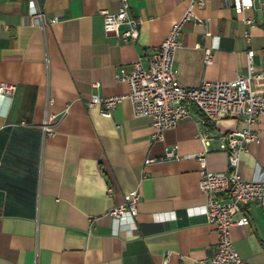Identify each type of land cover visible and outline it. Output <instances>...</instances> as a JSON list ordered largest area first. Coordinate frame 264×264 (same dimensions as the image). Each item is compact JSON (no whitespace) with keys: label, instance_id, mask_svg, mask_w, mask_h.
Returning a JSON list of instances; mask_svg holds the SVG:
<instances>
[{"label":"crops","instance_id":"obj_1","mask_svg":"<svg viewBox=\"0 0 264 264\" xmlns=\"http://www.w3.org/2000/svg\"><path fill=\"white\" fill-rule=\"evenodd\" d=\"M36 1L44 18L58 20L40 26L29 0H0V83L15 85L10 97L0 96V264H198L214 252L217 236L199 211L205 194L198 187L197 132L211 138L206 168L227 172L218 138L246 123L227 116L204 124L189 105L190 117L164 129L160 140L127 98L110 116L87 105L93 93L127 92V82L116 78L119 67L137 59L146 64L188 0H128L129 13L142 18L132 41L103 29L101 10H116L117 0ZM195 12L209 18V34L195 20L183 24L173 62L181 85L244 74L250 47L255 71L264 74V10L204 0ZM213 38L218 45L206 64L203 49ZM48 112L58 119L55 133L43 136ZM251 128L260 141L240 156L244 179L264 172V114ZM174 144L178 157L160 159ZM149 157L156 160L145 163ZM130 190L140 194L136 215L118 222L109 212ZM240 216L247 222L230 228L233 247L249 264L264 262V204L249 201Z\"/></svg>","mask_w":264,"mask_h":264},{"label":"built area","instance_id":"obj_2","mask_svg":"<svg viewBox=\"0 0 264 264\" xmlns=\"http://www.w3.org/2000/svg\"><path fill=\"white\" fill-rule=\"evenodd\" d=\"M116 10H101L103 29L116 34L123 41L137 39L142 18L129 13L128 0H117ZM204 0H188L182 17L174 21L165 37L158 46L151 50L150 59L144 64L140 59L134 60L128 66H120L116 78L128 84L125 94L102 96L91 94L87 100L88 106H99L102 115L110 116L111 110L123 98L130 101L134 115L147 116L152 125L153 139H163V131L172 128L178 120L190 117L189 105H193L202 114V122L211 124L222 117L241 118L246 126L240 129H230L220 134L216 148L227 152V172H212L204 164V153L210 149L211 138L206 130L197 132L202 142V152L196 158L202 162L199 170L198 187L205 194V202L199 211L205 215L206 221L216 232L217 240L214 252L200 260L198 264H249L239 257L230 238V228L235 224H245V217L240 215L242 206L252 200L264 204V172L258 168L252 179H244L239 172L240 156L247 151L250 142H259L260 135L251 128L257 116L264 114V74L257 72L253 66V49L246 51V72L238 74L230 80H203L199 85L186 87L178 82L173 66L175 50L180 46L181 29L188 20L201 24L206 34H209V18H200L195 8L201 6ZM241 11L250 9L264 10L262 0H231ZM30 12L35 16L38 25L44 26L58 20L57 16L44 18L36 0H29ZM247 24L253 18H244ZM246 41L250 42V32L245 30ZM218 41L203 49V60L206 64L212 62V50ZM98 86L97 82L92 84ZM15 91V85L0 83V96L10 97ZM58 115L46 113L40 123L43 136L55 133L54 124ZM176 145L167 148L160 159L177 158ZM149 157L145 163L155 161ZM110 191V188L108 189ZM139 192L130 190L127 200L114 206L109 214L118 222L129 220L133 222ZM264 264V262L258 263Z\"/></svg>","mask_w":264,"mask_h":264}]
</instances>
